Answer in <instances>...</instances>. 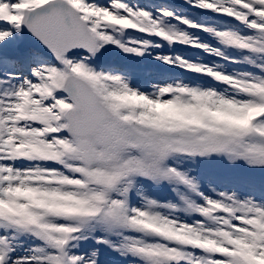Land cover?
Listing matches in <instances>:
<instances>
[{
  "label": "snow or ice",
  "instance_id": "6c2138e0",
  "mask_svg": "<svg viewBox=\"0 0 264 264\" xmlns=\"http://www.w3.org/2000/svg\"><path fill=\"white\" fill-rule=\"evenodd\" d=\"M0 264H264V0H0Z\"/></svg>",
  "mask_w": 264,
  "mask_h": 264
}]
</instances>
